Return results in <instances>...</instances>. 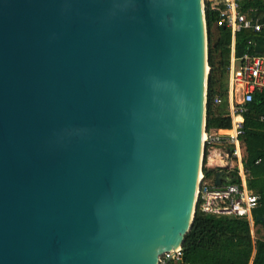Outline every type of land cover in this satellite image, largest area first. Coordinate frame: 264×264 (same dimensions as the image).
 Instances as JSON below:
<instances>
[{"label": "water", "instance_id": "obj_1", "mask_svg": "<svg viewBox=\"0 0 264 264\" xmlns=\"http://www.w3.org/2000/svg\"><path fill=\"white\" fill-rule=\"evenodd\" d=\"M206 44L203 0H0V264H158L182 248Z\"/></svg>", "mask_w": 264, "mask_h": 264}, {"label": "trees", "instance_id": "obj_2", "mask_svg": "<svg viewBox=\"0 0 264 264\" xmlns=\"http://www.w3.org/2000/svg\"><path fill=\"white\" fill-rule=\"evenodd\" d=\"M239 12L247 17L258 16L264 22V0H241ZM217 20L218 14L206 8L207 65L210 69L206 88V131L230 128L228 118L221 123L222 116L218 110L223 105L227 110L231 47L236 59L246 52L264 56V31L253 33L241 30L232 41L230 29L214 26ZM225 79L224 88L222 82ZM216 97L222 100L220 105H214ZM261 118H264V91L254 93L251 103L247 105L240 138L247 187L259 197V206L252 212V229L243 218L209 216L196 208L178 264H249L254 248L251 264H264V222L256 221L257 216L264 220V121ZM211 163H214L213 159ZM203 171L206 177L213 176L212 170L203 168ZM229 175L231 183H240L237 170L229 172Z\"/></svg>", "mask_w": 264, "mask_h": 264}, {"label": "built area", "instance_id": "obj_3", "mask_svg": "<svg viewBox=\"0 0 264 264\" xmlns=\"http://www.w3.org/2000/svg\"><path fill=\"white\" fill-rule=\"evenodd\" d=\"M241 0H203V9L218 14L216 28H228L234 36L241 30L253 33L264 31V22L258 16L247 17L239 12ZM252 43H249L251 45ZM233 45V43H232ZM229 90L227 92L228 120L231 128L227 132L218 130L206 131L204 124L202 139V161L200 180L198 181L195 207L202 214L217 217H237L245 219L250 227L253 225L252 212L259 206V197L252 193L246 183L245 170L240 138L243 135V115L251 103L254 93L264 91V56L244 53L240 58L231 57L228 69ZM214 105L222 100L214 98ZM264 121V118H261ZM214 160L211 165L208 159ZM229 163L230 169H220ZM215 165H218L215 167ZM203 168L223 171L227 183L214 184V174L206 177ZM237 170L239 184L231 183L229 172ZM181 260V249L163 253L158 264H178Z\"/></svg>", "mask_w": 264, "mask_h": 264}, {"label": "rangeland", "instance_id": "obj_4", "mask_svg": "<svg viewBox=\"0 0 264 264\" xmlns=\"http://www.w3.org/2000/svg\"><path fill=\"white\" fill-rule=\"evenodd\" d=\"M205 39H206V43H207V38H206V25H205ZM232 47H231V53H232ZM206 54H207V44H206ZM232 55V54H231ZM230 55V60H231V56ZM218 59H217V63H218ZM208 66V65H207ZM208 69H209V67H208ZM210 70V69H209ZM208 75L209 74H207V78H208ZM225 81H226V79L224 80V82H222L223 83V87L225 88ZM228 83H229V79H227V91L229 90V86H228ZM218 112L221 114V123H222V121L224 120V121H226V118L228 117V115H229V111H228V107H227V110H226V107H224V105H223V108H220L219 110H218ZM221 128V127H220ZM220 133H225V132H227V130L226 129H217ZM216 166H218V165H215V167ZM220 169H230L231 168V166H230V164L229 163H226L225 165H221L220 167H219Z\"/></svg>", "mask_w": 264, "mask_h": 264}, {"label": "crops", "instance_id": "obj_5", "mask_svg": "<svg viewBox=\"0 0 264 264\" xmlns=\"http://www.w3.org/2000/svg\"><path fill=\"white\" fill-rule=\"evenodd\" d=\"M232 50L234 51V48L232 47ZM233 51H232V55L231 56H234V53H233ZM214 161V160H213ZM208 163L209 164H213V163H211V157H210V159H208ZM251 229H252V226H251ZM252 238L254 239V237H253V231H252ZM254 253H255V248L253 249V253H252V257H251V260H250V263L249 264H251L252 263V259H253V256H254Z\"/></svg>", "mask_w": 264, "mask_h": 264}, {"label": "bare ground", "instance_id": "obj_6", "mask_svg": "<svg viewBox=\"0 0 264 264\" xmlns=\"http://www.w3.org/2000/svg\"><path fill=\"white\" fill-rule=\"evenodd\" d=\"M207 71V70H206ZM231 128V126H230ZM203 137V136H202ZM200 180V172H198V181Z\"/></svg>", "mask_w": 264, "mask_h": 264}]
</instances>
